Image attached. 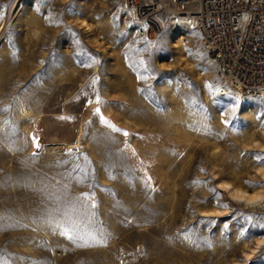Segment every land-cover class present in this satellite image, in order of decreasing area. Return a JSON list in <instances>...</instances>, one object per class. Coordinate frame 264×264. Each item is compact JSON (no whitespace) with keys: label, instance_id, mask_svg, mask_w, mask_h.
I'll return each mask as SVG.
<instances>
[{"label":"rangeland","instance_id":"obj_1","mask_svg":"<svg viewBox=\"0 0 264 264\" xmlns=\"http://www.w3.org/2000/svg\"><path fill=\"white\" fill-rule=\"evenodd\" d=\"M122 5L0 0V254L7 264H264V98L223 94L197 32L168 10L147 38ZM140 60L154 70L147 81ZM57 181L69 199L90 197L106 241L77 246L43 222Z\"/></svg>","mask_w":264,"mask_h":264},{"label":"built area","instance_id":"obj_2","mask_svg":"<svg viewBox=\"0 0 264 264\" xmlns=\"http://www.w3.org/2000/svg\"><path fill=\"white\" fill-rule=\"evenodd\" d=\"M181 23L225 79V90L264 98V0H175ZM163 0H123L122 11L149 38L160 27ZM247 17V19H245Z\"/></svg>","mask_w":264,"mask_h":264},{"label":"snow or ice","instance_id":"obj_3","mask_svg":"<svg viewBox=\"0 0 264 264\" xmlns=\"http://www.w3.org/2000/svg\"><path fill=\"white\" fill-rule=\"evenodd\" d=\"M247 19V17H245ZM149 44V47L159 48L160 42H145ZM96 61L93 60L92 63ZM89 64H84V67H89ZM138 69V80L147 81L150 79V76L147 75L149 72H153V69H150L146 66V62L143 60L138 61L137 63ZM191 87V85H189ZM205 87L208 89L209 94L211 95L214 86L211 84H206ZM141 92H144L145 89H140ZM147 92L151 94L152 89H147ZM97 103H100V100L97 99ZM8 111V109H0V112ZM96 115H100V109L96 110ZM3 123L7 124V121ZM101 123L105 124L107 127L111 128L113 131H119L113 125L109 124L108 121L104 120L101 116ZM124 136H128V133H123ZM33 144L35 147L39 148L38 143L33 139ZM72 154V150H68V155ZM36 157V154H33V158ZM257 159H264V157H257ZM63 163V162H60ZM64 175L63 173L61 174ZM74 179V178H73ZM61 182L57 181V185H53L55 188V192L48 193V199L52 201L56 207L49 208L47 212V217L43 222L49 224L50 226L54 225L57 229H59V234L66 237L68 240L76 243L77 246H87V245H98L107 240L108 234L106 231L97 230L91 223V220L88 218L87 214V201L90 199L89 196H77L72 197L71 199L67 196L68 184L64 182L62 186ZM48 185H45L47 188ZM43 191V189H42ZM75 214V215H74ZM207 215V214H206ZM253 219H259L249 216L248 220L251 222ZM260 227L264 228V223L260 224ZM241 237L243 238V233H241ZM0 264H7V260L0 254Z\"/></svg>","mask_w":264,"mask_h":264},{"label":"bare ground","instance_id":"obj_4","mask_svg":"<svg viewBox=\"0 0 264 264\" xmlns=\"http://www.w3.org/2000/svg\"><path fill=\"white\" fill-rule=\"evenodd\" d=\"M163 2L165 3V1L163 0ZM164 9L165 10H168L169 12H171L172 14H173V18L175 19V20H172L171 22L173 23V24H181V25H183L182 23H181V21H183V18L180 16V15H177V9L176 8H173V9H170L167 5H166V3H165V7H164ZM184 27H186L185 25H183ZM187 28V27H186ZM209 61V64H210V66H211V70L212 71H214V69L216 70V67H215V64L211 61V60H208ZM220 77H222V75H219ZM218 77V76H217ZM226 93H228V91L226 92V90L223 92V94H226ZM222 94V95H223ZM233 94L236 96V97H253V98H262V97H260V96H258V95H254V94H248V93H240V95H239V93L237 92V91H233Z\"/></svg>","mask_w":264,"mask_h":264}]
</instances>
